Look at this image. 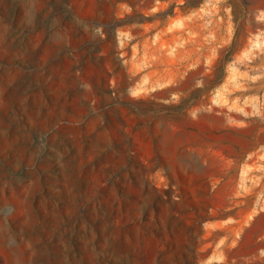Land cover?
Wrapping results in <instances>:
<instances>
[{
  "label": "rangeland",
  "instance_id": "rangeland-1",
  "mask_svg": "<svg viewBox=\"0 0 264 264\" xmlns=\"http://www.w3.org/2000/svg\"><path fill=\"white\" fill-rule=\"evenodd\" d=\"M0 264H264V0H0Z\"/></svg>",
  "mask_w": 264,
  "mask_h": 264
}]
</instances>
